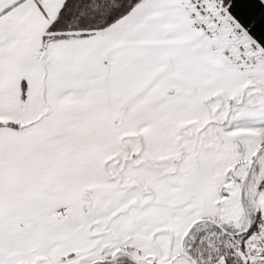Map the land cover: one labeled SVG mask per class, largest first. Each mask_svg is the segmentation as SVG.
<instances>
[{"label": "snow or ice", "instance_id": "6c2138e0", "mask_svg": "<svg viewBox=\"0 0 264 264\" xmlns=\"http://www.w3.org/2000/svg\"><path fill=\"white\" fill-rule=\"evenodd\" d=\"M0 264H264V0H0Z\"/></svg>", "mask_w": 264, "mask_h": 264}]
</instances>
